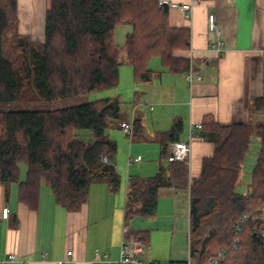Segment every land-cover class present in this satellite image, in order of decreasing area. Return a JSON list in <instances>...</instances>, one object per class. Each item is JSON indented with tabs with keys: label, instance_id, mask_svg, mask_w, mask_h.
<instances>
[{
	"label": "trees",
	"instance_id": "16d2710c",
	"mask_svg": "<svg viewBox=\"0 0 264 264\" xmlns=\"http://www.w3.org/2000/svg\"><path fill=\"white\" fill-rule=\"evenodd\" d=\"M169 11L159 0H50L44 39L36 42L19 30L18 0H0V102H53L115 87L122 48L137 82L152 79L153 57L170 71L185 72L190 59L174 52L190 47V29L172 26ZM120 24L131 26L123 47L115 39ZM123 104L113 96L60 107L0 109V181L6 193L18 182L20 200L37 209L45 182L59 204L74 210L87 201L93 183L117 191L121 175L114 163L102 160L116 152L117 143L103 136L122 114ZM252 104L264 111V93ZM201 124L199 135L214 147L203 158L200 175L191 178L189 162L171 155L169 144L180 140L183 131L178 119L157 134L160 160L167 165L161 163L151 176H129L124 222L155 215L161 189L186 188L189 251L198 263L225 250L221 264H264V240L254 227L259 221L250 215L236 233L241 215L257 214L264 204V123L254 129L260 146L244 193L235 187L251 144L249 124L222 123L211 114ZM140 129L135 119L132 139ZM78 130L92 138L81 137ZM21 163L26 165L23 181ZM130 230L149 243V230Z\"/></svg>",
	"mask_w": 264,
	"mask_h": 264
},
{
	"label": "crops",
	"instance_id": "0c3cea01",
	"mask_svg": "<svg viewBox=\"0 0 264 264\" xmlns=\"http://www.w3.org/2000/svg\"><path fill=\"white\" fill-rule=\"evenodd\" d=\"M49 5L50 0H18L20 32L42 41ZM209 13H214L220 29L225 47L222 53L209 48L215 38L208 27ZM169 18L172 26L190 29V47L174 53L188 57L196 71L203 75V80L190 84L185 72L170 71L161 64L159 57H155L158 63L151 65L155 58L151 59L152 79L149 82L136 81L138 88L132 102L126 107L123 104L121 113L124 115L122 119L118 118L121 122L126 116V119L134 117L141 124V131L135 139L130 136L128 158L123 156L118 161V144L116 152L109 155V161L115 164L121 175L117 191H111L107 183H93L87 201L78 209L70 210L59 204L49 185L42 182L38 208L32 209L20 200L18 182L10 185L7 194L0 181V259L10 253H15L18 259L5 264H22L20 260L24 264H59L62 260L65 261L62 264H105L104 254L112 260L117 259L125 224L129 176H151L158 172L161 163L167 165L166 160H160L157 134L169 130L176 120H182L180 139L191 144L189 168L190 177L194 178L200 175L203 158L210 156L214 147L211 141L199 135V128L194 129V137L190 136L191 128L201 123L205 115L211 114L222 123H248L252 131L257 124L264 123V111L253 109L252 104L254 98L264 93V0H197L191 19L179 9H171ZM121 51L128 75L127 52L124 48ZM131 74L133 76V69ZM147 121L151 122L150 130ZM103 137L112 139L113 134L106 131ZM143 148L157 151L158 162L151 166L146 163L136 166L137 170L131 173L130 167L141 162L143 157L132 164L130 158L141 155L139 151ZM21 164L20 180L23 181L26 165ZM123 169H128L129 173L125 175ZM6 206L9 208L8 217L3 216ZM189 207V189L163 188L158 193L157 212L151 216L153 224L158 225L161 217L168 216V226L176 231L181 222L180 213ZM68 251L71 254L67 255ZM147 254L150 261L160 263L159 255ZM184 260H172V264Z\"/></svg>",
	"mask_w": 264,
	"mask_h": 264
},
{
	"label": "rangeland",
	"instance_id": "374dc122",
	"mask_svg": "<svg viewBox=\"0 0 264 264\" xmlns=\"http://www.w3.org/2000/svg\"><path fill=\"white\" fill-rule=\"evenodd\" d=\"M130 30H131V26L129 24H120L116 27L115 39L117 44H119L121 47H123L125 43L126 34ZM120 58H121L120 60L121 75L119 78V83L115 87L90 91L87 93L76 95L74 97L56 100L53 102H26V101H20V102L15 101L11 103L0 102V109H8V108L41 109V108H50V107H60V106L78 104L86 101H93V100H97L105 97H113V96H119L124 102V107H126L127 105L131 104L135 90L138 88L136 87L138 83L134 79V70H133V76L131 74V71L133 69L132 64L130 63L128 64L130 68V74L127 75V73L125 72L123 66L126 60L124 59V54H122V51ZM157 61L158 60L155 58L154 62H152L151 65H154ZM123 115L124 114L120 115L121 119ZM126 118L124 119L126 120ZM116 121L119 122L118 119ZM114 123H113L114 126L109 128L107 131L113 134L112 139L117 141L118 154H116L117 157L116 156L115 157L118 159V161H120L122 160L123 156H126L128 158L131 141H130V136L127 135L124 129L120 127V122L118 124L116 122L117 124L116 126ZM150 127H151V122L147 121V129L150 130L151 129ZM252 130L253 129L250 126V131L252 135L251 144L242 165L239 181L235 187L236 188L235 190L241 193H244L247 190L248 183L250 182L251 179L252 168L255 163L258 149L260 146V141L258 137L255 135V131ZM77 132L82 134L80 136L84 137L85 139L92 138L91 134H84V133H88V131L86 130H78ZM138 145L145 146V144H138ZM139 152L141 154L140 156L143 157V160L141 162L135 163L134 165H132V167H130L131 173L137 170L136 166H141L144 163L151 166L153 164L155 165L158 162L159 154L157 151L152 150L151 148H148L147 150L146 148H143V150ZM119 155H122L121 158L119 157ZM126 157H125V161H128ZM127 170L126 169L122 170L125 175H127V172L129 173V171ZM188 212L189 210L187 209V211L180 213L181 222L178 223V226H176V231H173L172 227L168 226L169 225L168 216L161 217L158 225L153 224V220L151 216H147V217L136 216L133 217L128 222V225L132 229L149 230V234L151 237H150V242L146 247V252L150 254L155 253L159 255L161 260L159 262L161 264H172L173 263L172 260H184L189 255Z\"/></svg>",
	"mask_w": 264,
	"mask_h": 264
},
{
	"label": "built area",
	"instance_id": "2783aa9c",
	"mask_svg": "<svg viewBox=\"0 0 264 264\" xmlns=\"http://www.w3.org/2000/svg\"><path fill=\"white\" fill-rule=\"evenodd\" d=\"M197 0H191L188 2H179L175 0H159V3L163 6H167L171 9H179L182 11L187 19H191L193 17L194 5ZM208 27L211 32L214 33L215 38L209 44V48L217 53H222L225 50L223 46V42L221 39V33L219 26L216 22L214 13H209L208 15ZM186 78L190 84H193L195 81L203 80V75L196 71L193 63H190L189 68L185 71ZM133 122L134 117L130 119H126L120 122V127L124 129V131L131 136L133 133ZM201 123H196L194 127L191 128L190 136L194 137V129L201 128ZM171 155L174 159L181 161H190V153H191V144L189 141L185 140H176L172 141L170 144ZM141 159V156L138 155L136 157L130 158V163H134ZM102 160L109 163V159L107 156H102ZM255 213H247L244 212L240 217V223L236 227V233L238 234L241 230L244 222L250 217V215L254 216V220L259 221L258 226L255 227V231H257L264 240V204L260 208V211ZM9 208L6 206L3 208V216L8 217ZM238 239H235L237 242ZM147 244L143 242L139 237L133 234L130 230L129 225L124 224L122 228V239L120 244V253L119 257L115 260L109 258L108 254H104V263L105 264H161L158 262H153L148 259V254L146 252ZM71 254V251H68L67 255ZM225 250H220L218 255L213 256L210 260L205 264H221L224 260ZM17 256L15 253H10L6 258L0 259V264H5L7 261H17ZM22 264H24L23 260H20ZM65 261H60L59 264L64 263ZM182 264H200L197 260L190 255Z\"/></svg>",
	"mask_w": 264,
	"mask_h": 264
},
{
	"label": "bare ground",
	"instance_id": "6f19581e",
	"mask_svg": "<svg viewBox=\"0 0 264 264\" xmlns=\"http://www.w3.org/2000/svg\"><path fill=\"white\" fill-rule=\"evenodd\" d=\"M134 131V130H133Z\"/></svg>",
	"mask_w": 264,
	"mask_h": 264
}]
</instances>
